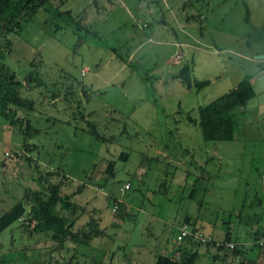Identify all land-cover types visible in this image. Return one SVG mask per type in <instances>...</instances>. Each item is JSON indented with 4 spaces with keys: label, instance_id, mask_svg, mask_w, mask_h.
<instances>
[{
    "label": "rangeland",
    "instance_id": "374dc122",
    "mask_svg": "<svg viewBox=\"0 0 264 264\" xmlns=\"http://www.w3.org/2000/svg\"><path fill=\"white\" fill-rule=\"evenodd\" d=\"M64 11L79 35L53 16ZM8 36L2 62L32 102L13 113L37 133L26 137L0 115V203L39 188L37 175L48 171L41 182L68 194L76 223L93 218L102 232L52 250L21 216L0 231V264H150L157 254L178 256L172 237L185 216L214 237V223L227 220L239 235L244 225L252 232V215L264 217V0H46ZM182 65L207 82L185 87L172 76ZM32 68L55 97L24 84ZM243 78L253 95L233 109V137L204 140L186 116ZM205 247L196 246L194 264H233Z\"/></svg>",
    "mask_w": 264,
    "mask_h": 264
},
{
    "label": "trees",
    "instance_id": "16d2710c",
    "mask_svg": "<svg viewBox=\"0 0 264 264\" xmlns=\"http://www.w3.org/2000/svg\"><path fill=\"white\" fill-rule=\"evenodd\" d=\"M45 2L46 0H0V115L7 117L9 124H17L20 133L26 135V137L33 136L37 133V129L32 128L26 118L23 120L17 118L13 113L12 106L30 109L32 102L21 96L20 89L23 87V83L16 79L13 71L4 65L2 57L11 44V39L8 35L15 32L16 28L19 27L22 17H31L35 10ZM57 14L56 12L53 16L64 18L61 23L62 25H69L70 30L79 35L81 26L77 20H74L67 11L61 12L60 15ZM191 17L194 18L196 16L192 15ZM54 26L55 28L60 27L58 23ZM120 59L124 60L123 57H120ZM172 76L178 78L187 88H199L207 82L205 79L190 78L187 65L180 66ZM23 77L24 84L28 87L33 85L46 88L51 90V97L56 96V89L51 84L45 82L34 68L25 70ZM252 95L253 89L249 80L243 78L232 88L197 106L196 118H191L187 115L186 119L197 125L204 140H229L233 137L235 127L233 109L236 106L243 105ZM78 114L82 118V111L78 110ZM84 121L88 127L87 133L96 139H104L95 129L93 122ZM30 147L35 148V145L30 144ZM126 156V152L119 153V158L121 159H124ZM113 165L114 160H108L104 168L105 172L111 173ZM50 173L48 171L44 172L46 180ZM44 175L38 174L36 177L40 183L39 188L26 189L21 199L16 200L0 214V231L11 222L17 220L19 216H23L26 222L33 221L29 231L42 232L47 236L49 244L54 243L53 246L49 247L52 250L62 248L66 240H69L73 245H87L92 237H96L102 232L101 228L98 227L93 218L77 224L80 212L75 213L74 203L68 198V194H60L56 184H43L41 181ZM79 187L80 185L77 186L76 190ZM25 196L28 198L25 199ZM23 200L27 201V210L23 204ZM183 221L189 222L188 217L185 216ZM19 225L25 227L23 222H20ZM263 231L264 228L258 233H262ZM258 233H252L253 239ZM222 239L228 240L229 238L225 236ZM192 240L195 245L203 244L189 237L184 238L176 242V250H179L178 256H175L173 252L157 254L150 264H194L198 256L197 245L192 249L187 244L185 245L186 242ZM203 245L212 247L208 243H204ZM257 247L262 248L264 246ZM215 249L220 250L219 248ZM236 252L242 253L240 249H237L230 252V254L233 255ZM242 260L243 255L239 261L241 262ZM96 264H102V262ZM140 264L148 263L143 262Z\"/></svg>",
    "mask_w": 264,
    "mask_h": 264
},
{
    "label": "crops",
    "instance_id": "0c3cea01",
    "mask_svg": "<svg viewBox=\"0 0 264 264\" xmlns=\"http://www.w3.org/2000/svg\"><path fill=\"white\" fill-rule=\"evenodd\" d=\"M174 40H172L171 42H173ZM170 53L168 54V56L170 55ZM168 56H167V58L164 61L165 63H167V61H168ZM173 73H175V72L172 71V74ZM23 193H24V190H23L22 194ZM22 194H21V196H22ZM262 194H264V188L262 190ZM21 198L22 197H18V199H21ZM1 204L2 203H0V214L10 206L9 205L8 207H4ZM234 214L237 216L239 213L234 212ZM250 221H252V222H250ZM263 221H264V217H259V215L258 216L252 215V217L248 218L247 223L248 222L250 223L249 226H250V229L252 231L251 233L260 232L262 230V228H263L262 227ZM196 226L198 227V225H196ZM213 226H214V228H215V226H217L216 227V232L214 234L216 238H223V237L227 236L230 240L239 241L241 243V251H243V253H241V254L243 255V260L241 262L240 261L237 262L238 264H243V263L244 264H252L253 262H256L257 264H264V247H263V249L259 248V250L255 254V256H252V255L251 256H247L246 255V254L250 255V252H251L250 247L253 246V244H252L253 235L248 232V230L246 229L245 225L243 227H241L239 235H238V231H237V233H232L234 230L233 231L231 230L230 224L228 223L227 220L226 221L222 220L221 223H214ZM232 236L234 237V239L230 238ZM205 248H207L208 250L211 249V248H208V247H205ZM248 250H249V253H247ZM197 252H198V250H197ZM224 255H225V257H227L228 260L232 261L233 264H236V262L233 259V255L225 254V253H224Z\"/></svg>",
    "mask_w": 264,
    "mask_h": 264
},
{
    "label": "built area",
    "instance_id": "2783aa9c",
    "mask_svg": "<svg viewBox=\"0 0 264 264\" xmlns=\"http://www.w3.org/2000/svg\"><path fill=\"white\" fill-rule=\"evenodd\" d=\"M178 57L179 54L177 52L171 55L172 61H177ZM125 188H127L126 183L123 184V187L121 189ZM20 219H22L21 216L18 217V220ZM187 237L203 244L208 243L210 246L214 248H219L226 254H230V252L235 251L237 249L241 250L240 242L230 239L224 240L222 238H216L207 232H202L199 229L192 227L186 221H181L179 224L175 225V234L172 237V241L176 243ZM252 243L257 246H262L264 244V231L256 235V237L252 240ZM233 259L235 262H238L242 259V254L240 252H236L235 254H233Z\"/></svg>",
    "mask_w": 264,
    "mask_h": 264
}]
</instances>
